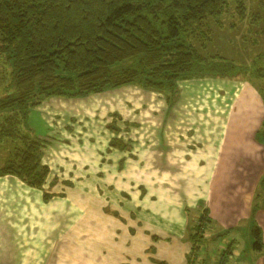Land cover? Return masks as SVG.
I'll use <instances>...</instances> for the list:
<instances>
[{"label":"crops","instance_id":"0c3cea01","mask_svg":"<svg viewBox=\"0 0 264 264\" xmlns=\"http://www.w3.org/2000/svg\"><path fill=\"white\" fill-rule=\"evenodd\" d=\"M178 87L174 101L129 85L86 98L54 97L33 109V125L53 137L45 154L62 175L52 167L42 188L58 183L49 199L46 190L13 175L0 176V264H50L55 256L65 264H153L133 251L145 245L165 247L167 255L156 258L167 264H186L191 250L184 239L187 209L194 211L200 203H209V215L225 230H236L240 221L236 216L253 199L264 174V145L255 140L264 123L263 99L244 76L196 77L181 80ZM113 114L121 118L116 122L119 133L108 128ZM114 139L130 146V151L110 147ZM252 151H258L262 160L244 163L243 153L250 156ZM42 162L52 166L44 156ZM234 166L250 167V172L235 178L236 203L230 205V200L221 213L215 199L223 197L225 183L233 181L227 174ZM221 173L225 177L218 181ZM67 181L79 185H64ZM199 181L204 182L200 190L208 187L205 196H196L187 187ZM88 191L98 199L113 196L118 217L99 207L96 219L89 218L87 207L78 201L87 198ZM149 235L159 241L154 243ZM86 239L98 247L96 255L86 251L78 255L80 247H89ZM109 247L112 253L107 256L104 250ZM124 250L129 259L124 260ZM256 252L261 255L264 244Z\"/></svg>","mask_w":264,"mask_h":264},{"label":"trees","instance_id":"16d2710c","mask_svg":"<svg viewBox=\"0 0 264 264\" xmlns=\"http://www.w3.org/2000/svg\"><path fill=\"white\" fill-rule=\"evenodd\" d=\"M230 4L240 20L247 18L246 0H0V56L13 69L0 96V176H16L35 188L46 184L50 170L42 162L44 144L25 124L31 110L51 98H86L134 85L174 101L181 80L247 74V67L203 54L205 42L197 46L211 41L209 22H220ZM259 8L254 24L263 19L264 0ZM253 65V76L264 81V53ZM113 115L108 128L119 133L121 118ZM260 132L264 144V123ZM110 147L130 151L118 139ZM263 184L264 175L253 216L264 207L258 203L264 201ZM254 233V249L261 250L260 228ZM189 240L195 241L193 234Z\"/></svg>","mask_w":264,"mask_h":264},{"label":"rangeland","instance_id":"374dc122","mask_svg":"<svg viewBox=\"0 0 264 264\" xmlns=\"http://www.w3.org/2000/svg\"><path fill=\"white\" fill-rule=\"evenodd\" d=\"M259 1L260 0H246L248 15L247 18L244 20H240L234 8V5L230 4L227 7L226 12L223 14L222 18L219 20L220 22L216 23L212 20L209 22V27L211 29V35H210L211 41H206L204 39L205 41L202 40L197 42V46L199 47L201 43L205 42L207 44V48L200 49V51L203 54L218 55V56L220 55L221 57L225 58L224 61L227 60L230 63L234 64L236 67H240V66L247 67L249 72H247V74L243 73L242 76H244V78L249 79V81H251L252 84L255 85V88L261 87L260 89L264 93V81L253 76V71L255 69L253 62L258 55L260 54L262 55V53H264V33H261L263 32L262 28L264 27V21H263L264 15L260 23L254 24L252 22L253 14L259 11L260 9ZM12 71L13 69L11 68V64L7 62L5 56L1 55L0 56V96L5 94L6 88H8L10 84L9 82L10 73ZM38 107L34 109H37ZM31 112L29 115L28 123L25 124L27 128L26 130H29L33 136L41 140V142L44 144L42 148V158L43 156L46 157V161H49L51 166L54 160L53 159L50 160V155L48 157L45 153L47 148L52 145L53 137L49 136V134H47L48 132L43 128L39 129L38 127L40 126L35 127L33 125L31 120ZM262 137L263 136L261 135V132L259 134L257 133V137L255 139L257 143L261 144L263 142L261 140L263 139ZM252 152L250 153V156L248 153H243L245 157L244 163H248L255 158L258 159V161L262 160L260 156H257L255 154L258 153V151L253 152L255 154L254 156ZM52 167L53 165L49 167L50 172L52 171ZM53 170L58 171L57 173L62 175V172H60L61 170L59 169L58 166L56 167L54 166ZM249 172H250V167L244 168V167L234 166L232 173L227 174V177H232L231 179H233V181L231 183H225V190L223 197L221 198L218 197V199H215V204L218 207V211L223 213L222 210L225 209V204L229 206L232 197L235 198L234 195L236 193V187L238 186V183L235 180L248 176ZM222 177H225V173H221V176L217 180L219 181L220 178ZM218 181L215 183V186L217 187H218ZM57 184H58L57 182L53 181L51 182L47 190L46 189H42V190H46L48 194H50L49 192L53 191V189L57 186ZM176 184L179 185L181 184V182L177 181ZM203 184L204 182L192 186L191 183L189 184L190 186L187 187L195 190L196 196H199L200 194L205 196L207 194L208 187L205 186L206 188L204 190H200L204 186ZM64 185H69L70 187L76 185L77 187L79 184L77 185V182L75 184V182L67 181V183L65 182ZM161 185L164 184L161 183L160 186ZM150 186L157 188L154 182H150ZM144 189L145 187L143 185L141 189V191L143 192L142 194L145 193ZM261 189H262V194L264 195V184H263V188ZM88 192H89L88 194L90 195H88L87 198L78 199V201L79 202L82 201L84 205L87 207V210L90 213L89 218L96 219L98 215L97 212L99 211V207H102L105 214L118 217V212L113 210L112 207V205L116 203L115 202L116 200L113 196H107L105 197V199H98L95 193H91V191ZM257 192L259 193L261 192L260 187L259 189H256L254 196ZM254 196L252 200H249L251 202L249 201L246 202V205L243 206L244 207L243 210H242L243 207H241L240 211L242 212L236 216L238 217L237 219H240L239 225L236 228V230L233 231L225 230L223 228L224 226L221 223H219L216 219L211 218V216L209 215L210 214L209 203H200V205H198V207L194 211H189V208L187 207L188 209L187 208L186 209L188 210L187 212L188 224L186 226V232H185L186 235L184 236V239L186 240L188 239L189 243H191V250L190 253L187 255L188 260L186 264H257L259 260H261V263L259 264H264V252L260 253L261 255H258L259 253L256 252V250L254 249L255 247L254 243L255 241L258 240V238H256L254 233V230L257 227L260 228L261 230L262 238H263L262 243L264 244V207H260V209H258L253 216L252 209L254 202H256ZM103 200L106 201V203L103 204ZM235 203L236 202L233 199L230 205H234ZM258 203L260 205H264V201L261 202L259 201V199H258ZM259 212H262L261 215L258 214ZM211 214H212V209H211ZM132 217L134 216L132 215ZM202 218L204 219V221H202ZM207 219L213 220V223L215 222L213 227H212V222L208 223L206 221ZM124 221L125 219H123V222ZM196 228H199L198 232H196L197 230ZM130 233L135 234L136 230L134 228H130ZM105 234H106L105 238H108L109 237L108 231H106ZM148 234L150 233L147 232V235ZM189 234H193L195 239L194 242H191V240H189ZM150 238L153 240L154 243H157L159 241V238H157L156 236L153 237L150 236ZM89 240L90 239L85 240V243L89 242L88 244L89 247L86 248L87 250H85L84 247H80L81 251L78 252L79 256L83 255L84 254L83 252L85 251L87 252L88 256L96 255L98 253L97 251L98 247L94 245L95 243L93 244ZM137 240L139 241L140 239L137 238ZM116 241L119 242V244H121L120 238H117ZM164 241L169 242L170 240L168 239ZM108 245L106 243L105 246L108 247ZM119 246H121L120 248L122 249V245H118L117 247ZM112 248L113 247H109V249L104 250L107 256H109L110 253H112L111 252ZM133 249H135L133 251H136L135 254L136 257L145 256V261L149 259L153 264H160L161 262H164L162 264H167L165 260H160L156 258L158 255L161 256L167 255V253H165L166 252L165 247L159 248L158 246L155 245H145L143 247L137 246L136 248ZM127 250H130V248H127ZM125 251L126 250L122 251L121 253L124 256V260H126V258L129 259L130 258L129 256H131L129 253ZM232 257L234 258L232 259ZM138 260L142 261L141 258H138ZM22 262L23 263H19V264L32 263L31 261L29 262L22 261ZM75 263L80 264V261ZM50 264H65V263L55 256L53 258L51 257Z\"/></svg>","mask_w":264,"mask_h":264}]
</instances>
